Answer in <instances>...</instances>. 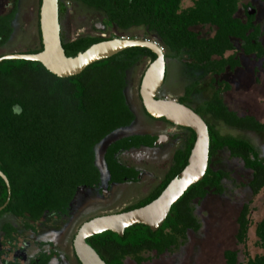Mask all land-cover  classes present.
Segmentation results:
<instances>
[{"label": "trees", "instance_id": "obj_1", "mask_svg": "<svg viewBox=\"0 0 264 264\" xmlns=\"http://www.w3.org/2000/svg\"><path fill=\"white\" fill-rule=\"evenodd\" d=\"M8 1L12 9L0 15V48L7 46L13 37L18 15L20 0ZM59 1L62 23L67 7ZM77 1L103 14L107 27L125 31L144 27L155 33L166 50V58L173 51L176 57L193 61L196 83L179 101L181 104L192 108L189 105L192 89H197L204 76L212 78L211 97L192 108L208 125L209 166L204 178L172 206L159 229L138 224L126 229L123 235L108 231L87 239L106 264H125L128 258L136 264H144L150 260L146 254L161 256L172 252L189 231L200 230L192 206L210 193L223 194L222 182L229 174L215 170L212 165L222 151L226 150L232 159L240 160L244 168L251 171L249 188L254 197L264 190V157L256 146L243 138L222 135L207 120L210 117L230 127L264 133L263 123L254 117H240L228 108L223 94L231 90V85L219 80L228 68L234 72L241 67L238 54L227 56L235 51L233 40L240 41L241 52L246 56L255 55L257 60L264 61L260 28L253 25L252 19L245 24L235 17L241 0H193V7L187 11L181 9L183 0ZM201 25L215 28L216 32L212 37L201 39L192 30ZM38 29L41 38L39 25ZM111 39L114 38L80 36L65 41L62 33L63 48L70 58ZM42 49L41 41L39 49L21 53L35 54ZM155 59L156 54L149 49L132 47L69 78L52 74L39 62L4 60L0 63V171L9 182L8 187L0 177V208L7 203L0 212V220L4 215L22 219L24 230L34 234L38 233L36 224L44 219L49 227L61 228L71 218L81 188L102 193L96 147L111 134L135 123L136 114L126 95L128 73L141 61L151 63ZM14 107L19 110L18 115L13 113ZM161 121L169 124L164 119ZM179 129L183 133L175 137L183 144L175 151L172 166L162 182L147 197L121 212L144 207L156 200L186 168L196 135L191 129ZM158 140L156 134H133L111 142L103 158L110 176L109 184L139 181L140 172L121 161V155L143 148L155 149ZM251 205L244 204L237 218L236 240L244 247L245 261L239 262L238 251L228 250L224 253L226 264H264V253L252 257L247 251L253 225ZM1 231L17 243L19 232L15 227L4 224ZM255 235L256 247L264 252V218L256 224ZM45 246L50 248L48 252L43 250ZM39 248L30 264H50L60 257L51 242L40 243Z\"/></svg>", "mask_w": 264, "mask_h": 264}, {"label": "rangeland", "instance_id": "obj_2", "mask_svg": "<svg viewBox=\"0 0 264 264\" xmlns=\"http://www.w3.org/2000/svg\"><path fill=\"white\" fill-rule=\"evenodd\" d=\"M67 11L62 16V33L65 41L76 39L80 36H101L108 38L129 37L155 39L160 42L156 34L144 27H133L129 30H120L117 27L105 26L103 14L88 8L77 0H62ZM250 1V0H246ZM40 0H20L18 15L14 22V34L8 45L0 48V56L36 50L40 48L39 36V12ZM260 7V5H259ZM262 7H260L261 10ZM12 3L8 0H0V15L9 13ZM261 11L259 22L264 27V14ZM40 28V25H39ZM196 33L202 32V37H211L213 31L209 27L195 28ZM264 43V40H263ZM235 51L238 54L242 68L234 73H228L219 78L231 85V90L223 94V99L228 108L240 117H254L264 124V65L262 61H256L252 57H246L241 53V45L234 41ZM166 52V50H165ZM186 60H169V80L160 90V97L178 98L183 93L187 80L183 76L191 74L186 67ZM150 65V61H141L128 73V88L126 95L135 111L136 121L128 129H121L107 137L96 147V162L102 175L101 188L106 190L108 174L103 162V151L113 141L133 134H156L164 138L163 145L155 149H141L125 152L121 155V161L141 172L137 183L126 182L113 185L109 193L87 191L81 193L75 201V207L71 218L61 228L49 227L46 219L36 224L38 233L24 230V221L11 215H4L0 220V229L4 224H10L18 232L16 247H25L28 256H35L40 251V243L51 242L59 253V258H54L50 264H80L73 250V241L80 226L97 216L119 213L128 207L137 204L147 197L164 179L172 166L174 152L183 144L176 135L182 134V130L165 122L147 117L142 105L139 88L142 77ZM199 72L195 73L198 74ZM212 78L204 76L196 89L197 95L189 101L192 108H196L205 100H208L213 90L210 86ZM174 82L171 85V83ZM207 120L214 124L224 136H233L250 141L256 146L261 156L264 157V133L241 130L227 126L222 122H216L210 117ZM213 168L229 174L223 180V194H208L207 197L193 203V214L200 223V230L189 231L186 239L172 252L161 256L156 253L146 254L149 258L144 264H226L224 253L228 250L238 251L239 262L245 261L244 247L236 240L237 218L246 203H252L253 212L251 219L253 225L249 231L247 251L250 256L263 254V250L256 247V224L264 218V190L254 197L249 188L251 171L246 170L240 160L232 159L224 150L213 160ZM1 238V232H0ZM45 246L44 251L48 252ZM125 264H136L128 258Z\"/></svg>", "mask_w": 264, "mask_h": 264}, {"label": "water", "instance_id": "obj_3", "mask_svg": "<svg viewBox=\"0 0 264 264\" xmlns=\"http://www.w3.org/2000/svg\"><path fill=\"white\" fill-rule=\"evenodd\" d=\"M59 7V0H41L39 12L43 46L41 52L5 54L0 57V63L4 60L39 62L52 74L60 78H69L129 48L149 49L156 54V59L150 63L140 83L139 96L145 112L155 120L164 119L173 126L191 129L196 135L188 165L177 178L169 183L156 200L131 211L94 217L80 226L73 241V250L79 263L106 264L94 248L87 243V239L108 231L123 235L126 229L138 224L148 226L152 230L159 229L172 206L206 174L209 166L210 145L208 125L192 108L171 97L159 96L165 83L167 70L166 53L160 42L155 39L118 37L93 45L76 57H67L63 48ZM0 177L9 187L8 179L1 171ZM6 205L7 203L0 208V212L5 209Z\"/></svg>", "mask_w": 264, "mask_h": 264}, {"label": "flooded vegetation", "instance_id": "obj_4", "mask_svg": "<svg viewBox=\"0 0 264 264\" xmlns=\"http://www.w3.org/2000/svg\"><path fill=\"white\" fill-rule=\"evenodd\" d=\"M193 5H194V1L193 0H183L182 3H181V9H182V11H187L191 7H193ZM259 5H260V7H262L261 10H260ZM261 11H263L262 13L264 14V0H250V1L241 0L240 3H239V6H238V10H237V12L235 14V17L238 18V19H240L245 24L248 23L250 21V19H252L253 25L254 26H258L260 28V33H261V40H260V42H261L262 46L264 47V43H263V40H264V27L259 22V16L261 15ZM61 26L63 28L62 23H61ZM207 27H209V26H207ZM195 28H201L202 29V25L201 26H197ZM195 28L192 29L194 32H196L195 31ZM209 28H210V31H213L214 33L216 32V29L215 28H212V27H209ZM214 33H213V35H214ZM198 34L200 35V38L202 39V32L201 33H198ZM213 35H211V37ZM234 41H238V40H233V42ZM238 42L240 43V41H238ZM240 45H241V50H242V44L240 43ZM164 51H165V49H164ZM169 53H170L169 54V57L166 58L167 59V70H166V78H165L164 85L169 80V73H168L169 72V65H168L169 64V60L177 61V62L180 61V60H182L181 58L176 57V54L173 51H170ZM242 55L246 56L244 53H242ZM246 57H252L256 61H262L263 65H264V61L263 60H257L255 55H249V56H246ZM185 60H186V63L185 64H186L187 69L189 71H190V69L193 70L195 68L193 61L187 60V59H185ZM239 60H240V58H239ZM240 64H241V67L240 68H242L241 60H240ZM190 72H191V74L188 73V74H185L186 76H183L185 78L184 80H187V83L184 86L183 93L178 96L177 101H180L181 99H184L186 97L187 91L190 88H192V86L194 85V83H196V80L194 79V75H193L194 72L193 71H190ZM200 72L202 74V70ZM234 72H230V70L228 68L225 74L234 73ZM174 82H176V81H173L171 83V85L173 84V86H174ZM192 90L193 91L191 92V95L189 96V99L190 100L193 99V97L197 95L196 88H193ZM157 121H161V120H157ZM171 126H173V125H171ZM173 127H176V126H173ZM176 128H179V127H176ZM159 144L160 143H158V145ZM105 150H106V148L103 151V158H104ZM140 176H141V172H140L138 178H140ZM109 180H110V176L108 175V181H107V186L108 187L106 188V190L105 189L103 190L101 188V191H102L103 194L104 193H109L111 186H113V185H120V184H112V185H110L109 184ZM137 182H134V183H137ZM87 191H90V190H87L85 187H83V188H81L79 190V193L78 194L80 195L81 193L83 194L84 192H87ZM16 245H17V243L15 244V241H14L13 238H7L6 237V234L4 232L2 233V231H1V238H0V264H4V263L8 264L9 262H14V261H17L20 264H30V261L33 258V256H28L25 253V251H26V248L25 247L26 246L19 248V247H16Z\"/></svg>", "mask_w": 264, "mask_h": 264}, {"label": "crops", "instance_id": "obj_5", "mask_svg": "<svg viewBox=\"0 0 264 264\" xmlns=\"http://www.w3.org/2000/svg\"><path fill=\"white\" fill-rule=\"evenodd\" d=\"M159 139H160V137H159ZM163 141H164V138L162 137L161 138V140H160V144L157 146V147H161L162 145H163ZM158 144V143H157ZM156 147V148H157ZM144 149V148H143ZM149 150H151V149H149ZM175 153V152H174ZM174 156V155H173Z\"/></svg>", "mask_w": 264, "mask_h": 264}, {"label": "clouds", "instance_id": "obj_6", "mask_svg": "<svg viewBox=\"0 0 264 264\" xmlns=\"http://www.w3.org/2000/svg\"><path fill=\"white\" fill-rule=\"evenodd\" d=\"M13 113L18 115V114H19V110H18L17 108L14 107V108H13Z\"/></svg>", "mask_w": 264, "mask_h": 264}]
</instances>
